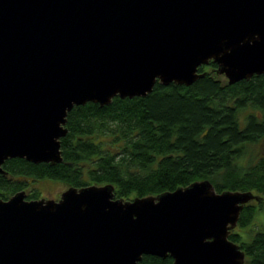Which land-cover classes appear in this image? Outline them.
Returning a JSON list of instances; mask_svg holds the SVG:
<instances>
[{
	"label": "water",
	"instance_id": "obj_1",
	"mask_svg": "<svg viewBox=\"0 0 264 264\" xmlns=\"http://www.w3.org/2000/svg\"><path fill=\"white\" fill-rule=\"evenodd\" d=\"M209 60L230 83L264 74V0H0V173L9 157L60 161L74 105L187 85ZM259 198L208 178L130 199L111 182L19 189L0 198V264H243L228 235Z\"/></svg>",
	"mask_w": 264,
	"mask_h": 264
},
{
	"label": "trees",
	"instance_id": "obj_2",
	"mask_svg": "<svg viewBox=\"0 0 264 264\" xmlns=\"http://www.w3.org/2000/svg\"><path fill=\"white\" fill-rule=\"evenodd\" d=\"M215 66L213 60L201 64L198 70L205 74L187 85L156 81L146 95L74 105L60 137L62 159L54 164L5 159L0 198L40 178L73 186L111 182L115 196L123 198L208 178L216 191L250 189L263 199L264 74L230 83ZM259 143L261 152L249 155V147ZM254 211V204L245 203L237 224L247 225ZM229 238L245 251L243 264H264V228L247 240L231 231ZM171 263L169 254H142L137 262Z\"/></svg>",
	"mask_w": 264,
	"mask_h": 264
},
{
	"label": "rangeland",
	"instance_id": "obj_3",
	"mask_svg": "<svg viewBox=\"0 0 264 264\" xmlns=\"http://www.w3.org/2000/svg\"><path fill=\"white\" fill-rule=\"evenodd\" d=\"M242 123L243 121L241 122V124ZM260 146H262L261 143L250 146L249 155L254 154L255 152L257 153L261 152ZM67 186L68 184L61 182L60 180L57 179L40 178V179H36L34 182L29 183L28 186H26L23 189L26 192V197H27V193H29L30 195L37 194V196L35 197L44 196V197L57 198L60 195V192ZM133 196L125 199H130ZM248 203H252L255 206V211L251 216L248 224L243 227H240L238 224H236L233 227V229H231V232H237L239 234V241L249 239L250 235H252L255 232V230H257L258 228L259 229L264 228V198L259 199V201L258 200L255 201V199L253 200L251 199L250 201H248ZM237 243L239 242L237 241Z\"/></svg>",
	"mask_w": 264,
	"mask_h": 264
}]
</instances>
